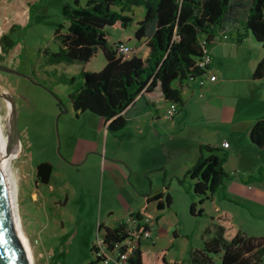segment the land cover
<instances>
[{"label": "rangeland", "instance_id": "obj_1", "mask_svg": "<svg viewBox=\"0 0 264 264\" xmlns=\"http://www.w3.org/2000/svg\"><path fill=\"white\" fill-rule=\"evenodd\" d=\"M74 1L0 0V87L15 99L20 151L13 159V166L18 177V208L35 264H86L93 257L88 241H96L98 222L122 217L127 204L138 209L142 203L141 197L125 196L118 182L111 179L112 167L118 170L124 167L106 160L104 134L90 129L95 152H85L84 132L88 127L85 119L76 116L70 101L69 94L77 87L80 72L104 67L106 58L102 48H97L87 62H47L48 53L59 48L56 29L62 24L64 33L68 25L62 6ZM78 1L84 5L87 0ZM125 13L138 20L144 7L130 6ZM136 20L123 29L108 27L111 42L121 38L132 48L136 47ZM71 77L73 81H64ZM0 114L7 134L9 109L1 96ZM132 146L125 138L119 154L129 158ZM42 161L53 166L50 183L36 185V166ZM262 173L261 170V181ZM165 192L173 197V205L165 210L159 225L153 226L154 236L141 238V247L153 252L167 247L173 237L170 229L177 225L172 212L178 211L181 232L188 235L174 239L168 254L169 264L172 259H187L191 247L203 246L204 238L199 230L218 214L216 206L227 208L232 221L247 236L264 238V194L258 204L234 192L223 195L219 187L213 198L200 204L188 183L184 187L173 184ZM190 199L196 203L197 211L203 209L202 214H191Z\"/></svg>", "mask_w": 264, "mask_h": 264}, {"label": "trees", "instance_id": "obj_2", "mask_svg": "<svg viewBox=\"0 0 264 264\" xmlns=\"http://www.w3.org/2000/svg\"><path fill=\"white\" fill-rule=\"evenodd\" d=\"M231 0H87L84 5L75 0L73 4L62 6V15L67 20L66 32L62 24L56 29L59 48L48 53L47 62L89 61L102 48L106 63L99 71L80 72L77 87L69 94L76 113L89 111L105 121L107 128L116 131L127 124L121 112L139 94L152 100L146 101L151 109L165 103L181 106V90L186 81L200 77L204 70L196 62L201 54V40L208 46L212 43L215 30L227 14ZM119 6V9H115ZM130 6H143V18L136 22V39L150 34L146 41L149 54L143 58L133 54L129 57L119 55L112 43L108 27L123 29L133 23L131 15L125 13ZM152 26V29L149 27ZM245 30L260 41L264 47V0H250L244 21ZM264 62L258 63L254 76L261 77ZM74 77L64 78L73 81ZM249 138L258 147L264 144V118L257 119L249 132ZM226 153L208 144L201 145L197 161L185 173L193 181V192L199 203L210 199L215 190L228 178L224 169ZM53 166L42 161L36 166L37 179L47 183ZM145 201L143 208L130 214L134 225L125 220L114 227L99 224L98 231L105 244L135 239L136 246L129 254V264H166V254L150 253L140 248V239L149 231V218ZM170 203L166 194L164 204ZM158 208L163 204L158 202ZM191 214L203 213L196 210V203L190 206ZM160 215L155 217L157 221ZM217 236L205 237L203 247L191 252L189 259L180 264H262L264 257V238L247 236L231 223L230 216L217 217ZM91 247L92 259L87 264H97Z\"/></svg>", "mask_w": 264, "mask_h": 264}, {"label": "crops", "instance_id": "obj_3", "mask_svg": "<svg viewBox=\"0 0 264 264\" xmlns=\"http://www.w3.org/2000/svg\"><path fill=\"white\" fill-rule=\"evenodd\" d=\"M249 5L250 0L230 1L229 10L221 25L215 30L209 48L212 61L208 72L216 76L215 80H210L206 75L203 83L197 79L186 81L181 90L183 103L177 106V112L171 118L164 115L169 103L151 109L146 105V101L152 100L153 97L141 94L121 112L127 124L116 131L107 128L110 120L105 121L89 111L78 113L74 111L77 117L85 119L88 127L84 132L85 152H95L90 129L104 134L103 151L106 160L124 167L121 170L112 167L111 179L118 182V187L124 191L125 196L133 199L142 198L138 209H132L127 204L122 217L99 221L97 231L99 224L114 227L120 221H126L130 214L143 208L148 199L145 210L150 216V236L147 238H152L153 226L159 225L165 210L171 208L174 202L173 197L165 190L173 184L184 187L188 183L193 187V181L185 177V173L197 161L200 147L204 144L215 146L226 153L223 166L228 178L220 187L223 195L234 192L248 201L261 204V195L264 194L262 186L264 176L261 181V170L264 171V144L261 147L253 144L249 132L257 119L264 118V72L261 77L254 76L258 63L264 62V47L250 31L245 30L244 21ZM142 18L143 16L138 20L133 19L137 22ZM146 33L147 36L137 39L134 48L127 40L119 38L131 46L132 52L129 56L133 54L143 58L148 56L149 47L146 45L150 34L148 29ZM125 138L133 145V151H128L129 158L119 154ZM225 141L229 143L227 148L222 146ZM38 183L44 182L36 179L35 184ZM48 183L50 178L45 184ZM166 194L170 197L169 204H164ZM213 195L210 198H213ZM34 197H37L36 192ZM158 202L163 204L162 209L158 208ZM189 202L194 201L190 199ZM152 205L153 211L150 210ZM215 209L218 214L211 217L208 226L199 230L201 238L207 235L217 236L218 227L215 220L224 214H228L232 225L239 228L232 221V213L227 208L216 206ZM172 213L177 225L170 229L173 237L167 247L153 252L150 249H143L140 239V248L143 251L165 252L166 264L170 261L168 254L174 239L188 235L181 232L178 211ZM109 214H113V211L110 210ZM157 215H160V218L156 221ZM131 223L133 226V221L128 222L129 226ZM93 243L92 239L88 241L90 251ZM202 247H191L187 259H172L171 264L186 262L193 250Z\"/></svg>", "mask_w": 264, "mask_h": 264}, {"label": "water", "instance_id": "obj_4", "mask_svg": "<svg viewBox=\"0 0 264 264\" xmlns=\"http://www.w3.org/2000/svg\"><path fill=\"white\" fill-rule=\"evenodd\" d=\"M1 68V67H0ZM0 96L10 101L8 117V151H19V132L15 99L11 93L0 87ZM0 264H28L27 255L16 233L10 210L8 187L0 168Z\"/></svg>", "mask_w": 264, "mask_h": 264}, {"label": "built area", "instance_id": "obj_5", "mask_svg": "<svg viewBox=\"0 0 264 264\" xmlns=\"http://www.w3.org/2000/svg\"><path fill=\"white\" fill-rule=\"evenodd\" d=\"M210 46L206 44L204 39L201 40V54L197 58L196 62L200 68L204 70V73L197 78L200 83H203L204 77L208 75L210 80H215L216 76L209 74V65L212 61V56L210 52ZM116 51L119 55L126 56L129 52L132 51L131 46L124 41H121L116 46ZM177 112V106L175 103H170L165 111V117L171 118ZM224 148L229 146L227 141L222 143ZM146 221H150L149 218H145ZM134 220L132 217L127 218L126 222H130ZM144 237H149V231H145L143 234ZM94 244V255L98 258L97 264H129V254L132 249L136 246L135 239H127L120 242H113L110 245L105 244L103 241V237L100 235L99 231L96 236V241Z\"/></svg>", "mask_w": 264, "mask_h": 264}, {"label": "bare ground", "instance_id": "obj_6", "mask_svg": "<svg viewBox=\"0 0 264 264\" xmlns=\"http://www.w3.org/2000/svg\"><path fill=\"white\" fill-rule=\"evenodd\" d=\"M6 102L9 109L10 101L6 100ZM7 146H8V137L7 134H5L4 132V124H3L2 116L0 114V168L7 182L10 210L13 215V221H14L16 233L18 234L22 246L27 255L28 264H35L33 250L31 248V244L28 237L23 231L21 216L18 208V185H17L18 177L15 174L14 166H13V159L16 158L18 152L8 151Z\"/></svg>", "mask_w": 264, "mask_h": 264}]
</instances>
